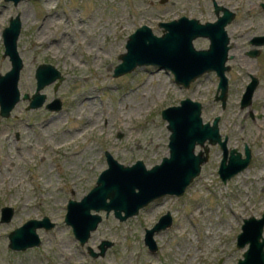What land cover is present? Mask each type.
<instances>
[{
    "label": "rangeland",
    "instance_id": "rangeland-1",
    "mask_svg": "<svg viewBox=\"0 0 264 264\" xmlns=\"http://www.w3.org/2000/svg\"><path fill=\"white\" fill-rule=\"evenodd\" d=\"M215 1L236 13L227 26L232 57L227 61L225 107L216 100L215 71L189 88L176 82L172 71L154 65L114 76L120 55L127 51V39L138 27L146 24L162 35L159 23L181 16L215 21L214 0H21L18 4L0 0V73L12 67L5 55L4 29L20 15L22 97L35 92L39 64L50 63L64 76L57 88L52 83L41 90L46 103L62 100L60 111L45 104L29 109L30 100L21 98L10 117L0 115V264H237L244 258L249 244L237 245L244 219L264 213V45L251 44L255 36L264 35V0ZM52 18L62 23L50 38H42L41 29ZM209 43L205 37L194 40L198 49ZM258 48V56L249 54ZM253 77L259 85L252 104L242 107ZM186 98L203 104L204 123L220 117V133L229 150L238 148L244 154L249 146L250 165L223 182L218 173L223 150L219 144H209L207 162L182 196L159 198L125 221L102 210L103 220L81 245L65 222L68 201L82 199L96 185L108 167L106 151L125 165L143 160L147 168L169 156L171 131L162 111ZM81 106L85 107L81 121H88L86 134L80 141L58 146L75 134L74 118ZM137 107L142 109L130 110ZM87 141L92 143L89 149L84 148ZM201 149L196 146V152ZM4 206L14 208L9 222H1ZM167 212L173 224L155 233L158 249L152 252L145 244L146 230ZM44 216L55 226L37 229L39 246L20 251L9 247L12 230ZM103 240L113 245L104 256L93 257L89 247L99 251Z\"/></svg>",
    "mask_w": 264,
    "mask_h": 264
},
{
    "label": "water",
    "instance_id": "water-1",
    "mask_svg": "<svg viewBox=\"0 0 264 264\" xmlns=\"http://www.w3.org/2000/svg\"><path fill=\"white\" fill-rule=\"evenodd\" d=\"M18 4L21 0H7ZM215 21L201 22L197 18L182 16L179 19L160 22L162 35H156L148 25L138 27L127 39V51L120 55L122 60L114 70L118 77L134 71L139 66L154 65L172 71L175 80L185 88L206 73L216 71L219 76L216 100L222 101L225 107L228 100L229 81L226 72L230 70L227 63L229 55L230 36L227 26L235 19L236 13L214 0ZM264 8V3L262 4ZM22 28L20 15L12 17L10 24L4 29L3 39L5 55L10 56L12 67L5 74L0 73V115L8 118L18 102L29 99V109L42 107L47 100L41 90L55 83L57 88L64 79L61 71L50 63H41L36 69L37 86L30 95L22 97L19 89L21 70L24 66L19 54L17 41ZM205 37L210 40L208 48L197 49L194 40ZM256 46L264 45V35L251 40ZM261 50L249 52L257 56ZM259 85V79L253 77L243 94L241 106L252 104L253 96ZM52 111L62 109V100L56 98L45 104ZM203 104L191 98L181 100L179 105L169 106L162 111V117L168 121L171 131L169 138L170 155L151 168H147L143 160H137L132 165L119 162L109 151L105 152L108 167L103 170L96 185L80 200L70 199L67 205L65 222L71 225L75 237L81 245H85L95 231L103 216L100 211H106L108 216L114 211L116 218L125 221L137 215L140 210L151 202L166 195L182 196L187 187L200 175L202 165L209 157V144H220L223 149V159L219 174L223 182L245 170L252 161L249 146L245 147V155L237 148L229 151L227 138L222 139L220 133V117L213 122L204 123L202 118ZM207 142V144H206ZM203 149L196 152V146ZM230 152V153H229ZM14 208L4 206L1 210V222L11 221ZM173 224L171 212L163 214L152 228L146 230L145 243L150 251L158 249L154 239L156 232ZM55 223L48 216L42 219H29L23 225L9 233V247L13 250H26L39 246L42 242L38 228L51 229ZM264 213L261 217L251 216L244 219L242 232L238 235V247L249 244L244 258L238 264H264ZM112 241L103 240L99 251L89 247L93 257L104 256Z\"/></svg>",
    "mask_w": 264,
    "mask_h": 264
},
{
    "label": "bare ground",
    "instance_id": "bare-ground-1",
    "mask_svg": "<svg viewBox=\"0 0 264 264\" xmlns=\"http://www.w3.org/2000/svg\"><path fill=\"white\" fill-rule=\"evenodd\" d=\"M60 22L62 23V21L58 18H52L49 19L48 22H46V24L43 26V28L41 29V34L40 36L42 38H50L51 37V32L53 31V29L58 28V24H60ZM54 41H58L57 39H54ZM96 59V58H95ZM86 63V62H84ZM82 65V64H81ZM86 65V64H85ZM84 66V65H82ZM262 94H264V91L262 92ZM90 99V98H87ZM142 107H137V108H132L130 110H132L133 112H138L139 110H141ZM85 112V107L81 106V108L79 109V115H77L74 118V122L77 123L76 125V132L75 134H73V137L71 138V140L67 141V140H63L61 143H58V146H65L67 144H71L72 142L75 141H80V138L86 134L87 131V127L85 126V124L88 123V121H85L82 123L81 120H83L85 118V115L83 114ZM91 114H89V116H87V119L90 120L91 119ZM81 121V123H80ZM98 120L93 122V126L97 125ZM92 143L90 141H87L84 144V148L85 149H89L91 147ZM30 147H32V145H30ZM33 148V147H32Z\"/></svg>",
    "mask_w": 264,
    "mask_h": 264
}]
</instances>
